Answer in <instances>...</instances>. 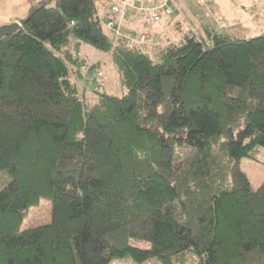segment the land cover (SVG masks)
Instances as JSON below:
<instances>
[{"label": "trees", "instance_id": "16d2710c", "mask_svg": "<svg viewBox=\"0 0 264 264\" xmlns=\"http://www.w3.org/2000/svg\"><path fill=\"white\" fill-rule=\"evenodd\" d=\"M20 23L0 39V264L262 258L264 181L253 191L238 165L264 148V32L208 26L129 49L94 0H46ZM81 43L109 56L121 96L93 88L85 105L96 65ZM41 198L49 222L21 229Z\"/></svg>", "mask_w": 264, "mask_h": 264}, {"label": "rangeland", "instance_id": "374dc122", "mask_svg": "<svg viewBox=\"0 0 264 264\" xmlns=\"http://www.w3.org/2000/svg\"><path fill=\"white\" fill-rule=\"evenodd\" d=\"M170 1L172 2V5L175 3L174 0H170ZM229 1H232V2H229ZM229 1L220 0L219 3H221L222 6H224L225 8L233 6L235 10H237L236 8L237 1H234V0H229ZM213 4L214 3L208 2V1L202 2L201 0H189V5H188L189 7L187 8L185 7V8L187 10L189 8V14L188 16L187 15L186 16H187V20L189 19V25L192 26L190 27L191 29L190 32H194L196 31L197 28H200V25L196 23L197 17L201 19H206V18L211 19L210 11L212 10L211 7ZM104 5L105 4H103L102 6ZM104 7H105V10H107V7L106 6ZM186 9H185V12H186ZM194 9L197 11V14H198L197 17H195L196 15L192 13ZM133 12L136 16L141 18L144 24H152V23L144 22L142 19V15L139 14L137 11H133ZM224 12L227 13L225 10ZM242 14L243 13L239 11L238 13H234L232 16L230 15V17L233 18V17L239 16L242 19H244V17H247L244 14H243L244 16H241ZM162 20H163V17H162ZM162 20L158 23H161ZM253 20L254 19H252L250 23L249 22L243 23L240 29L234 30L232 31V33L238 38H251V37L260 35L261 33L264 32V24L259 23L258 19H255L254 21ZM164 22L162 23V25L158 23H153L156 25L152 24L154 28L153 30L149 32V34L153 38L152 40L156 41V43L165 41L166 34L163 29H164V26L167 25V23H164ZM218 22L223 23V20L219 18ZM226 22H228L227 19H226ZM196 24L199 26H197ZM129 27L134 28L131 26V24ZM129 31L135 32L134 30H129ZM143 32L145 31L136 32V33H143ZM78 52L82 57H85L86 67L90 66L91 64L96 65V67L92 69L93 73L91 75H87L89 71H87L86 68L83 69V73L85 75L87 83H89V86L87 85V87L82 91V93H80V98L83 100L85 105H87V107L92 106L96 102L97 95L96 93L92 91L93 88L100 87V89L102 88L107 93L117 95V96H121L124 93L123 88L120 86V77H119L118 71L107 54L101 51H98L90 47L89 45H86L83 43L79 45ZM92 75H94V77ZM258 150H259V154L256 155V159L242 158L238 165L240 170L243 171L248 177L250 181L251 189L253 191H255L264 181V148L260 147ZM10 181H11V177L8 173L0 172V190L4 186H6ZM50 210H51L50 200L41 198L39 201V204L30 209L28 216L23 220L20 228L28 229V228L49 222ZM128 243L129 245H133V246L144 248V249L150 247V243L142 239H130ZM247 262L252 263V264H264V255H262V258H261L260 255L255 254V253L248 254ZM110 264H136V263H134L130 258L126 257L122 259H113ZM143 264H160V263L156 258H154Z\"/></svg>", "mask_w": 264, "mask_h": 264}, {"label": "crops", "instance_id": "0c3cea01", "mask_svg": "<svg viewBox=\"0 0 264 264\" xmlns=\"http://www.w3.org/2000/svg\"><path fill=\"white\" fill-rule=\"evenodd\" d=\"M45 1L46 0H0V26L5 24H11L13 22H18L19 24H21L20 20L28 14L31 8L41 5ZM104 1L105 0H94L95 5L98 8L101 21H103L106 16V10L104 7L106 5L102 6L104 4ZM149 1H155V0H149ZM201 1L202 2L208 1L214 4L212 5L211 7L212 10L210 11L211 19L198 18L197 11L195 10L196 8L192 11V13L196 15L195 17H197L196 23L200 25V28H197L196 31L200 32L206 30L208 26L210 27L214 26L218 30L222 26L221 28H224L225 30L232 32L234 30L240 29L243 23L246 22L250 23L252 19L254 20L258 19L259 23L264 24V0H234L237 1V7H236L237 10H235L233 6L225 8L224 6H222L221 3H219L220 0H201ZM174 2H173L174 3L173 6L175 8L174 14L169 16V18L163 16L162 22L158 24L162 25V23L165 21L164 23H167V25L164 26L163 30L165 31L166 38L172 37L178 39L182 33L191 30L190 27L192 26L189 25V19L187 20V16L189 14V8L188 10L186 8L189 7L188 6L189 0H174ZM184 8L186 9V12ZM224 10L227 13H225ZM239 11L242 12L247 17H244V19L240 18L239 16L233 18L230 17V15L232 16L234 13H238ZM243 14L241 16H244ZM219 18L223 20L224 24L222 22H218ZM226 19L228 20V22H226ZM130 24L134 28H130L129 27ZM152 24H144L141 18L136 16L134 12L131 11L128 15V18L122 23V27L125 30H134L135 32H142V31L150 32L154 28L153 25H156V24L153 25Z\"/></svg>", "mask_w": 264, "mask_h": 264}, {"label": "built area", "instance_id": "2783aa9c", "mask_svg": "<svg viewBox=\"0 0 264 264\" xmlns=\"http://www.w3.org/2000/svg\"><path fill=\"white\" fill-rule=\"evenodd\" d=\"M169 0H105L107 7L105 19L102 25L112 36L114 40L122 37L127 48L133 49L138 44H146L153 38L148 32L138 33L137 36L132 33H122V23L127 19L131 11H137L142 15L146 23H158L162 15L169 18L173 14L174 8L168 2Z\"/></svg>", "mask_w": 264, "mask_h": 264}, {"label": "water", "instance_id": "95a60500", "mask_svg": "<svg viewBox=\"0 0 264 264\" xmlns=\"http://www.w3.org/2000/svg\"><path fill=\"white\" fill-rule=\"evenodd\" d=\"M21 27L18 22H13L11 24H5L0 26V39L3 36H8L17 31Z\"/></svg>", "mask_w": 264, "mask_h": 264}]
</instances>
